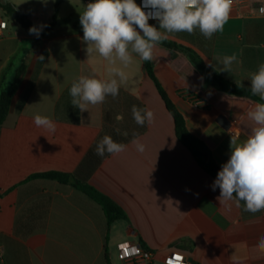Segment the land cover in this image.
<instances>
[{"label": "crops", "instance_id": "1", "mask_svg": "<svg viewBox=\"0 0 264 264\" xmlns=\"http://www.w3.org/2000/svg\"><path fill=\"white\" fill-rule=\"evenodd\" d=\"M2 1L15 4L42 29L53 20L55 0ZM263 1L249 0L251 7L241 12L231 8L224 30L211 39L199 30L171 33L168 39L194 49L225 78L250 88V75L264 63V18L252 15ZM89 2L64 0L58 15L63 22L44 38L13 26L0 8V22L8 26L0 32V91L7 87L9 69L27 67L0 128V264H123L119 245L126 241L153 252L150 264H168L174 253L183 254L188 264H233V256L243 264H264V250L257 247L264 236V211L247 212L241 201L219 204V189L211 188L215 177L177 137L145 61L134 53L130 65L115 66L128 77L121 92L131 97L122 96L120 102L137 99L154 114L135 138L144 151L137 150L133 139L88 181L119 205L126 219L109 226L103 207L84 192L32 178L47 172L74 174L105 127V102L81 112L69 94L80 76L112 78L108 62L96 53L88 57L82 43L79 16ZM149 24L158 27V21ZM233 54L237 59L231 71H221L223 58ZM151 61L189 131L206 143L221 168L230 156L229 131L245 139L254 126L247 113L261 102L203 90L204 78L187 56L173 58L159 44ZM196 99L205 106L195 107ZM37 114L56 124L55 134L34 125ZM123 117L121 113L117 120Z\"/></svg>", "mask_w": 264, "mask_h": 264}, {"label": "clouds", "instance_id": "2", "mask_svg": "<svg viewBox=\"0 0 264 264\" xmlns=\"http://www.w3.org/2000/svg\"><path fill=\"white\" fill-rule=\"evenodd\" d=\"M232 4L233 0H143L142 4H137L136 0H92L87 3L79 16L82 43L86 45L88 57L96 53L108 62L112 78L80 76L69 89L71 105L84 112L88 105L102 104L108 96L115 99L120 87L128 80L122 68L115 66L117 62L127 67L133 62V53L142 61H151L154 47L166 41L168 34H193L199 30L206 39H211L215 33L224 30ZM145 8L152 11L146 12ZM259 12L264 14V6ZM150 19L158 21V27L150 25ZM41 31L42 27L29 29L30 34L37 37ZM38 59L42 61L44 57ZM236 59L235 54L225 56L221 71L230 72ZM249 80L251 93L264 101V63ZM131 112L139 126L153 121L151 110L133 105ZM247 117L254 126L243 140L229 131L230 156L218 171L211 188L213 191L219 189L216 197L219 204L229 207V202L243 201L244 210L255 214L264 211V102L256 103ZM33 123L49 134H55L57 130L56 124L47 116L37 114ZM133 143L138 151H144L143 144L135 139ZM125 149V144L105 135L97 144L96 154L103 157L105 153L118 154ZM257 247L264 250V236L260 237ZM232 260L233 264H243L238 257L233 256Z\"/></svg>", "mask_w": 264, "mask_h": 264}, {"label": "trees", "instance_id": "3", "mask_svg": "<svg viewBox=\"0 0 264 264\" xmlns=\"http://www.w3.org/2000/svg\"><path fill=\"white\" fill-rule=\"evenodd\" d=\"M63 1L64 0H55V13L53 20L47 27L42 29L39 35L40 38L46 37L50 31L63 22L58 17L59 8ZM0 8L6 17L21 25L28 33H30L29 29L31 27H37V25L29 18V16L23 13L15 4L8 1H2L0 3ZM158 44L169 50L173 58L177 56V53H183L187 56L195 69L199 71L204 78L203 90L211 89L232 97L248 98L253 101L264 102L261 101L258 96H254L251 93L250 88H246L239 83H235L225 78L214 67L207 65L203 57L194 49L179 44L178 42L171 39H167L166 41ZM145 69L150 78L154 81L161 98L163 99L168 111L174 119L177 137L187 148H189L199 165L207 173L216 178L217 173L219 170H221V168L216 163L209 147L204 141L194 136L189 131L184 116L158 81L154 72L153 62L145 61ZM26 70V64H21V66L16 70L10 90L1 89L0 91V128L3 126L10 113L13 97L22 83V79L26 73ZM122 96H124V98H131L129 95L123 94L120 89L119 94L115 99L111 96L106 98L104 108V130L89 149L85 158L74 174L47 172L32 176V178L49 179L58 181L61 184H70L76 189L84 192L103 207L109 226L118 220L126 219L127 216L124 210L111 198L88 184L89 179L94 176V174L101 168L105 161L114 155L105 153L103 157L98 156L96 154L97 144L105 135H108L112 137L115 142L127 145L133 139L143 134L147 130V122L144 126L137 125L131 112L133 105L137 106V108H144L143 105L138 102L137 99H133L134 101L131 102L128 100L120 102V98ZM109 99H111V101H109ZM121 113H124V117L123 120L119 122L117 120V116ZM115 125H118L119 128L114 129L113 127ZM124 133H127V135ZM73 178H77V181L74 182ZM141 245L143 248L147 249L144 244ZM106 257L108 259V255H106Z\"/></svg>", "mask_w": 264, "mask_h": 264}, {"label": "built area", "instance_id": "4", "mask_svg": "<svg viewBox=\"0 0 264 264\" xmlns=\"http://www.w3.org/2000/svg\"><path fill=\"white\" fill-rule=\"evenodd\" d=\"M143 3V0H140V4ZM249 0H233L232 9L236 11H240L244 7H249ZM264 6V1L255 9H252V15L260 18H264V14L259 12V9ZM251 7V6H250ZM146 12H151L150 8L144 9ZM149 21H156L155 19H150ZM6 22H0V32L7 28ZM195 107H203L205 106L204 100L196 99L194 102ZM233 135L237 136L238 132L234 131ZM180 259L177 260L176 258ZM119 258L123 262V264H150L154 260V253L150 250L143 248L141 244H134L131 242H122L119 245ZM168 264H188L185 260V257L181 253H174L172 256L166 259Z\"/></svg>", "mask_w": 264, "mask_h": 264}, {"label": "rangeland", "instance_id": "5", "mask_svg": "<svg viewBox=\"0 0 264 264\" xmlns=\"http://www.w3.org/2000/svg\"><path fill=\"white\" fill-rule=\"evenodd\" d=\"M24 47H28V45H26V44H24L23 45ZM15 71L11 68V69H9V71H8V74H7V78H8V80L6 81L7 82V87H6V89L7 90H10V86H11V83L13 82V80H14V77H15Z\"/></svg>", "mask_w": 264, "mask_h": 264}, {"label": "water", "instance_id": "6", "mask_svg": "<svg viewBox=\"0 0 264 264\" xmlns=\"http://www.w3.org/2000/svg\"><path fill=\"white\" fill-rule=\"evenodd\" d=\"M13 26H16V23H13Z\"/></svg>", "mask_w": 264, "mask_h": 264}, {"label": "snow or ice", "instance_id": "7", "mask_svg": "<svg viewBox=\"0 0 264 264\" xmlns=\"http://www.w3.org/2000/svg\"><path fill=\"white\" fill-rule=\"evenodd\" d=\"M176 259H177V260H179L180 258H179V257H177Z\"/></svg>", "mask_w": 264, "mask_h": 264}]
</instances>
